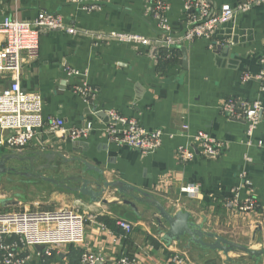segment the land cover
Here are the masks:
<instances>
[{
  "label": "crops",
  "instance_id": "crops-1",
  "mask_svg": "<svg viewBox=\"0 0 264 264\" xmlns=\"http://www.w3.org/2000/svg\"><path fill=\"white\" fill-rule=\"evenodd\" d=\"M151 1L103 0L100 9L87 11L70 0H0V19L10 17L33 22L45 11L61 15L65 24L78 30L75 36L62 30L44 31L38 54L24 56L20 85L24 92L42 96L43 118L64 119L68 128L90 121L97 126L105 123L108 121L106 111L136 119L149 131L180 132L188 124L191 133L206 130L224 142L222 156L212 158L198 153L194 160L184 163L176 152L177 147L186 144L182 136L165 139L160 149L146 155L117 143H108L100 132H93L85 140L72 141L47 128L17 153L34 157L40 165H48L50 168L43 173L60 179L78 176L82 161H86L103 172L104 180L118 179L141 189L154 196L169 212H188L192 221L203 225L206 232L252 249H262L264 109L253 144L248 146L245 122L228 119L222 115L221 107L232 98L260 99L264 106V91L261 90L264 80L246 81L244 78L247 74L257 76L264 72V3L256 2L251 9L238 13L211 39L185 43L187 56L180 49L173 58L161 60L165 51L156 43L149 47L116 42L100 44L91 38L95 34L121 31L140 34L153 41L158 29L149 12ZM163 1L169 5L168 18L173 34L183 36L188 29L184 8L187 0ZM246 1L211 0L208 3L220 11L226 7L236 8ZM3 41L0 36V48ZM220 46H223L221 52ZM73 71L80 73L76 76ZM9 82V75H0V90L6 89ZM86 85L97 89L90 103L76 94ZM97 110L99 114L96 115ZM9 153L15 152L0 148V156ZM11 165L22 166L17 161H12ZM65 170L68 172L60 175ZM243 171L251 186L244 185ZM87 176L95 179L99 174L90 171ZM11 179L13 177L3 180L10 183ZM16 182L26 190L28 186L47 187L52 197L66 196L64 200L58 198L57 204L69 205L59 210L69 208L93 218L85 223L83 245L59 248L47 259L34 254L30 264H85L82 262L84 252L104 258L99 264H116L122 256L133 257L140 264H254L238 254H230L233 261L228 262L222 253L203 250L186 241L173 242L171 246L165 244L154 219L155 208L137 202V214L123 204L114 191H106L102 196L108 204L91 203L88 197L56 188L48 182L23 184L20 178ZM67 185L77 186L73 182ZM189 185L198 187L200 194L195 197L183 194L181 189ZM235 194L241 203L248 198L254 199L257 209L243 214L231 211L226 200ZM13 202L17 203L13 205ZM10 203L0 204V210L8 211L11 207L27 204L28 198L25 193H18ZM100 217H108L113 222L124 217L134 221L136 228L127 236L119 227L114 232L106 225L115 234L111 236L103 230ZM151 238L159 245L150 242ZM208 241L214 240L208 238ZM73 249L77 253L73 254ZM30 251L34 253L33 248Z\"/></svg>",
  "mask_w": 264,
  "mask_h": 264
},
{
  "label": "built area",
  "instance_id": "built-area-1",
  "mask_svg": "<svg viewBox=\"0 0 264 264\" xmlns=\"http://www.w3.org/2000/svg\"><path fill=\"white\" fill-rule=\"evenodd\" d=\"M72 4L79 5L83 10L94 11L101 8L103 0H70ZM256 2L264 0H248L239 3L236 8L226 7L217 11L211 8L207 0H187L184 4L188 19V29L183 36H175L169 23V5L163 0H152L149 12L155 27L158 29L157 38H150L136 33L113 31L108 34H95L91 38L97 43H113L149 47L156 43L165 52L161 60L171 59L175 52L185 47V43L196 40L211 39L221 26L233 21L238 13L252 8ZM65 31L69 35H77L78 30L65 24L61 15L51 12H41L35 21H20L17 18L5 17L0 19V36H3V45L0 48V75L10 76L8 87L0 90V148L12 152H21L35 139V136L45 128L54 134L69 137L72 141L88 139L93 132H100L108 143L120 144L135 149L146 155L160 149L165 139H176L180 136L186 139V144L177 147V157L180 161L188 163L196 158L198 153L203 156L218 158L224 152V142L215 138L208 131L191 133L187 124L180 132L166 131L165 129H152L143 127L136 119H128L117 112H104L108 121L97 126L94 122L84 123L80 127H66L64 119L43 118L44 102L38 93L23 91L20 85L23 70L24 56L37 55L40 51L42 33L52 31ZM264 65V58L262 61ZM79 71H73L78 76ZM246 81L264 80V72L257 76L245 75ZM264 91V86L261 88ZM78 96L86 103L92 102L97 89L89 85L76 91ZM264 106L260 99L248 101L246 99L232 98L222 104L221 113L228 119L244 121L246 144L251 146L256 130L262 119ZM99 114L98 110L94 112ZM241 179L244 185L251 186L243 171ZM183 194L193 196L200 194V189L193 185L181 189ZM226 204L231 211L249 213L255 211L258 203L248 198L243 203L239 201L238 194L227 198ZM93 218L80 215L69 208L64 210L37 213L33 216L17 217L15 214L0 215V264H30L33 255L51 257L59 248L67 245H83L85 240V223ZM117 227L130 236L134 226L118 219ZM111 236L114 232L103 226ZM118 241V240H117ZM36 246H44L43 251L36 250ZM34 249V253L30 251ZM22 253H25L24 255ZM82 262L85 264H99L104 262L100 255L84 252ZM116 264H140L133 257L122 256Z\"/></svg>",
  "mask_w": 264,
  "mask_h": 264
},
{
  "label": "water",
  "instance_id": "water-1",
  "mask_svg": "<svg viewBox=\"0 0 264 264\" xmlns=\"http://www.w3.org/2000/svg\"><path fill=\"white\" fill-rule=\"evenodd\" d=\"M209 3L211 0H207ZM223 46L218 47L221 52ZM184 56H187V48L182 47ZM12 161H17L22 166L11 165ZM68 160H66L67 162ZM83 167L78 173V176H71L69 178H57L44 174L43 171L50 168L48 165H40L34 157L21 156L19 153H9L0 156V183L4 178L20 177L22 183H35V182H48L56 188L67 189L74 193H79L81 196L88 197L91 203H104L108 204V200L102 196L106 191H114L119 195L121 202L133 211L139 214L137 202L145 203L149 207L155 208L154 219L159 224V231L161 232V240L165 244L171 246L173 242L186 241L188 244H194L201 247L203 250H211L222 253L228 262L233 259L230 254H238L247 257L254 264H262L264 260V246L262 249H252L247 245H242L217 235L213 232H206L203 225L198 224L191 219V214L183 210L177 212H169L161 202H159L151 194L142 191L141 189L134 188L122 180L106 181L103 178V172L95 167H92L88 162L82 161ZM97 172L98 178H88L87 174L90 172ZM65 173H61L63 175ZM69 183H75L77 186L70 187ZM15 205L17 202H13ZM1 205H9L10 200L2 199ZM214 240L207 242V239ZM38 251H43L44 246H36Z\"/></svg>",
  "mask_w": 264,
  "mask_h": 264
},
{
  "label": "rangeland",
  "instance_id": "rangeland-1",
  "mask_svg": "<svg viewBox=\"0 0 264 264\" xmlns=\"http://www.w3.org/2000/svg\"><path fill=\"white\" fill-rule=\"evenodd\" d=\"M59 172H63V171H59ZM67 172L65 170L64 173L66 174ZM19 178L20 177H13L10 183H8L6 180H3L2 181L3 183L0 184V197H2V199L5 200H11V198H14L16 194L25 193L28 198V203L22 204L21 206L18 205L14 208L11 207L8 211L0 210L1 216L15 214L17 217L21 218L24 217V215L33 216L37 213L41 214L51 211H58L59 209L64 207V205H69V204L60 203V206H58L57 204L58 198L64 200L66 196L52 197L50 196L51 195L50 191L46 189L47 187L42 189L37 186L36 187L28 186L26 190L22 185L16 182ZM51 200H54L56 202L55 203L56 205L52 203ZM118 219H121L133 225L135 230L136 226L135 223H133L134 221L125 219L124 217H119ZM22 254L24 255L25 253Z\"/></svg>",
  "mask_w": 264,
  "mask_h": 264
},
{
  "label": "trees",
  "instance_id": "trees-1",
  "mask_svg": "<svg viewBox=\"0 0 264 264\" xmlns=\"http://www.w3.org/2000/svg\"><path fill=\"white\" fill-rule=\"evenodd\" d=\"M20 179H22V178H20ZM22 182V181H21ZM24 184V183H23ZM99 221H101V222H103L104 223V225H107V227H109V228H111L114 232L118 229L117 228V225H116V222L117 221H111L108 217H100L99 218ZM150 242H152L154 245H156V246H158L159 245V242H157V240L156 239H153V238H151L150 239ZM72 253L73 254H75V253H77V251H75L74 249L72 250ZM54 255V254H53ZM81 255V254H80ZM79 255V256H80ZM43 258V257H42ZM46 258V257H45ZM47 259V258H46Z\"/></svg>",
  "mask_w": 264,
  "mask_h": 264
}]
</instances>
